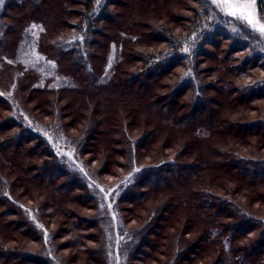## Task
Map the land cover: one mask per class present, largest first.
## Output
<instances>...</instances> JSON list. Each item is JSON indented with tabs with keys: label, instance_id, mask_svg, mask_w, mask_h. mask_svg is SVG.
<instances>
[{
	"label": "rangeland",
	"instance_id": "rangeland-1",
	"mask_svg": "<svg viewBox=\"0 0 264 264\" xmlns=\"http://www.w3.org/2000/svg\"><path fill=\"white\" fill-rule=\"evenodd\" d=\"M60 1L44 0L42 10L56 17L60 8ZM186 1L115 0L112 8L116 14V19L111 24L105 25L107 29L110 28L112 31L118 21L129 26L136 19H139V24L136 25L135 30L142 34H146L150 29H153L152 27L161 26L164 23L172 27V15L179 12ZM209 1L212 2V0ZM4 2L5 0H0V39L7 36V34L4 35L5 29H2V27L8 28L9 25L18 24L17 20L11 16L15 11H18L17 8L13 13L10 11L12 14L9 15V12L5 13ZM152 2L155 5H151ZM256 7L259 14L258 0ZM4 13L7 16L8 23H5L1 17ZM39 17L43 19V17ZM33 25L36 27H33ZM28 26L24 28V38L17 50L15 59H8L9 63L14 65L12 66L14 67L11 73L12 79L7 86L0 82V94L10 101L12 114L15 118L24 120L32 129L45 136L53 149L59 154L60 159L68 162L76 172L87 180L98 204L100 222L104 230L103 240L108 264H127V251L136 242L137 236L132 232L134 230H130L125 226L122 215H124L127 225L136 227L145 221L149 209L163 204L165 207L161 211L159 220L149 231L151 233L149 239L153 248H144L147 255L140 258L141 264H157V258L165 261L166 258L161 256V251L171 253L179 235L183 241H191L200 237L196 245L203 246L205 251L202 252L201 257L195 258L193 264H207L217 257L221 243L219 241L215 243L204 241L209 234V228L217 224L218 221L216 222V220L229 223L234 219H217L210 216L211 212L215 210L214 206L206 209L195 206L196 201L193 198L197 199L204 193L206 188L213 189L219 195L231 194L242 207L249 210V214L264 216V176L256 174L255 177H252L251 170L246 173H239L241 170L239 166L230 162L234 151L249 156L264 157V136L262 135L264 134V128L259 127L256 129L252 127L249 129L247 127L244 130L246 135L243 136L240 135L242 133H239L242 132L240 131L242 130L241 127H239L240 130H236L234 126L230 128L225 125V122L231 119L238 122L255 119L261 113L264 114L263 100L251 104L241 97L239 104L233 103V99L237 94L220 90L221 85H218L216 88L219 90H207L205 92L206 97H211L206 105L207 109L211 110L215 122L218 124L224 123V126L217 129L213 128L209 133L206 132L204 136H199L196 131V124L198 122L199 124L204 123L205 119L200 121L199 115L196 113L194 114L196 118L193 123L178 127L167 120L168 111L164 108L170 101L165 92L170 87L173 75H149L147 79H142L140 83L133 82L129 88L115 87L114 85L118 84L117 80L108 84L113 66L116 65L118 58L114 53H111V50L108 52L107 41L103 35L109 32L105 31L99 36L105 47L95 46L97 51L103 55L102 61L94 59L89 62L86 53L83 52L85 53L83 54L85 73L94 75L103 87L88 92L91 94L89 100L84 97L83 93L85 94V91L82 87L76 91H61L57 96L59 105L62 107L61 116H59L56 111L51 112L55 110L56 106L53 93H36L30 95V98L27 99L25 91L19 92V86L22 82V76L27 74L31 77L36 75L40 77L39 85L42 87L57 90L60 85L62 86L61 69L64 72L72 71L60 66L55 60L41 53L39 45L44 33V35L46 34L43 36V38L46 37L43 39L45 40V47L46 42L49 44L58 43L62 48L71 47L73 43L69 39L74 37L75 32L71 29L69 32L72 33L68 34V39H60L55 38L58 35L55 34L58 31L60 32L61 29L56 31L53 26H49V30L46 31L43 25L39 23L30 24V22ZM110 34L113 35L112 32ZM255 34L259 37V40L254 41L256 43L260 42L257 49L264 52V36L259 33ZM8 36L11 35L8 34ZM134 47L140 51L152 50V47L146 45L144 39ZM130 51L131 46L127 45L125 55H128ZM217 51V49L213 50L214 55L211 54L207 59L201 58V60L206 61L208 68L211 67V71L204 70L202 72L205 80L211 79L214 75H220L219 68L214 64ZM137 64L135 62L130 63L128 58H124L118 69L119 77H127ZM97 72H100V74H97ZM2 77L5 78V76L0 75V81L3 79ZM237 78L232 73H226L223 76V79L231 81H235ZM242 81H245L242 77L237 79L239 83ZM186 99L187 97L180 96L175 100V103L178 106L181 105V109L185 111L189 106L185 102ZM65 103L66 106H63ZM89 103L96 104V110L93 112L92 118L97 124L91 130L86 127V130H88V132L86 131L88 136L87 149L81 153L80 146L84 139L82 131L87 124ZM47 111L50 113L46 114ZM0 113L5 114V111L0 110ZM208 114L210 113L207 112L206 115ZM73 117L76 121L70 126L69 121ZM124 126L132 139H139L141 136L148 135L145 142L142 141L139 143L138 148L134 147L131 151L129 170L121 169L115 165L118 161L117 157L120 155L117 139L122 135L126 141L123 132ZM7 133L8 131L5 134ZM240 136H243V138H240ZM90 145H93V152H89L91 151ZM183 145L184 147L181 148ZM179 150L181 154H178ZM4 154H0V177L6 179L7 176L13 181L15 197L21 202L19 205L26 217L40 231L44 239L46 254L52 259V263L65 264L64 258L58 255L60 253L67 259L69 264H95L89 260V255L85 252V249L77 248L74 244L63 243L71 233V227H65L64 225L79 221L80 217L93 213L88 202V204L81 203V201L71 197V195L73 196L81 191H78L77 188L72 189L70 193L64 191L59 199L51 202L48 198L53 192V187L64 181V178H58L53 187L46 186L39 189L36 184L42 172L35 165L37 157L28 155L26 146H7L4 148ZM175 155L181 167L176 168L173 173L165 174L168 177L167 182L152 180L148 185L149 188L142 193L141 197L133 195L129 202L128 200L121 201L119 205V195L133 183L137 175L147 168L146 165L159 163L162 159L172 158ZM7 157L13 158L17 166L10 165ZM102 162L109 164V170L112 173L102 171L98 173ZM27 163L30 164L29 167H26ZM187 166L198 169V175L193 176L190 167ZM119 168L122 172L120 174L115 173L114 171H119ZM227 171L234 176L236 174L237 178L232 180L227 176L225 177ZM14 176L16 177L15 180ZM134 191L135 194H138L143 190L138 188ZM188 197H190L188 203H183ZM131 202H134L132 204L134 216L128 211ZM45 204H48V208L52 209V213L48 216L45 214L47 212ZM14 218V215L10 214L3 206H0V246L5 243L16 251L20 249H37L40 244L24 235L19 225L14 224ZM251 219L255 221V218L251 217ZM256 223L245 225L243 232L241 230L235 234L232 243L234 249L239 248L240 253L249 252V258L253 256V259H257L259 255L264 254V220H257ZM157 225L162 226L163 229H157ZM87 227H81V235L87 236L89 232L95 231L85 230ZM54 241L59 244V251L55 252L52 248ZM254 242L255 245H253ZM91 244L93 245V242ZM249 245L251 246L249 247ZM93 246L98 247L97 243H94ZM255 254L257 257H254ZM1 262H8V258L0 256V264ZM218 263L216 262V264ZM12 264L33 263L19 259L13 261Z\"/></svg>",
	"mask_w": 264,
	"mask_h": 264
},
{
	"label": "trees",
	"instance_id": "trees-1",
	"mask_svg": "<svg viewBox=\"0 0 264 264\" xmlns=\"http://www.w3.org/2000/svg\"><path fill=\"white\" fill-rule=\"evenodd\" d=\"M43 1L5 0V13L9 12V15H11L17 8L18 11H15L11 16L17 20L18 24L9 25L8 28L2 27V29H5L4 35L7 34V36L0 39V75L5 76V78L2 77L3 79L0 82L7 86L12 79L11 73L14 65L9 63L8 59H15L17 50L20 48L21 41L24 38V28L29 27V22L30 24L39 23L43 25L46 31L49 30V26H53L56 31L61 29L60 32L58 31L55 34H58L55 38L60 39H68V34L72 33L69 31L71 29L74 30V37L69 39L73 43V46L70 45L71 47L62 48L58 43L49 44L47 42L45 47V40L43 39L46 37L43 38V36L46 34L44 35V33L39 45L41 53L55 60L60 66L72 71L64 72L61 69L62 86L60 85L57 90L55 88L42 87L39 85L40 77L37 75L31 77L28 74L22 76V82L19 86V92L25 91L27 99L30 98V95L36 93H53L56 106L55 110L51 111L52 113L56 111L61 116L62 107L59 105V98L57 97L61 91H76L82 87L85 91V94L83 93L84 97L89 100L91 94L88 92L103 87L101 83H98L94 75L85 73L83 54L86 53L89 62L94 59L102 61L103 55L97 51L95 46L105 47L99 38L105 31L109 32L103 35L107 41L108 52L111 50V53H114L118 58L116 65L113 66L108 84L117 80L118 84H115V87L123 86L129 88L133 82L140 83L142 79H147L149 75H173L170 87L165 92L170 101L164 108L168 111L167 120L178 127L193 123L196 118L194 114L196 113L199 115L200 121L205 119L204 123L199 124L198 122L199 125L196 124V131L199 136H204L206 132L209 133L213 128L217 129L224 126V123L218 124L215 122L211 110L207 109L206 105L207 101L211 100V97H206L205 92L207 90H219L216 88L218 85H221L220 90L237 94L233 99V103L239 104L241 97L248 100L251 104L256 103V101H264V52L257 49L260 42L256 43L254 41L259 40V37L249 28L244 27L243 24L226 17L220 12L217 5L209 0H187L183 3L182 9L172 15V27L164 23L161 26L152 27L153 29H150L146 34L135 30L136 25L139 24V19H136L129 26L118 21L112 31L110 28L107 29L105 24H111L116 19V14L112 8L115 0H61L56 17L42 10ZM151 5H155L154 2ZM258 7L260 16L264 17V0H258ZM5 13L1 17L6 23L7 16H5ZM39 16L43 17V19ZM111 32L114 36L110 34ZM8 34L11 36L9 37ZM142 39L145 40L147 46L152 47L151 51L136 50L134 46L140 43ZM127 45L131 46V51L128 55H125ZM215 49L218 51L215 54L216 61L214 64L219 68L220 75H214L211 79L205 80L202 72L204 70L211 71V67L208 68L206 61L201 60V58H209ZM124 58H128L130 63L135 62L138 64L134 66V69L127 77L121 78L119 77L118 69ZM226 73L235 74L238 77L237 79L242 77L245 81L239 83L237 79L235 81L223 79ZM97 74H100V72H97ZM180 96L187 97V101H185L189 104L187 111L181 109V105L178 106L175 103L176 98ZM184 104L186 105V103ZM63 106H66V103ZM95 107L96 104L92 105L89 103L87 124L82 131L84 139L80 146L81 153L87 149L88 136L86 131L88 132V130H86V127L91 130L97 124L92 118V114L96 110ZM0 110L5 111V114L0 113V154H4V148L7 146H26L28 155L37 157L35 165L42 172L36 184L39 189L46 186L53 187L58 178H64V181L53 187V192L48 198L51 202L59 199L64 191H69L70 193L75 188L81 191L78 194L71 195V197L81 201V203H89L93 213L80 217L79 221L66 223L64 226H70L71 233L65 238L63 243L74 244L77 248L85 249V252L89 255V260L95 264H108L99 208L95 200L96 197L90 190L87 180L76 172L68 162L60 159L59 154L53 149L45 136L32 129L24 120L15 118L12 114L10 101L1 94ZM207 112L210 114L206 115ZM45 113L49 114L50 112L48 113L47 111ZM74 121L76 120L73 117L69 121V125L72 126ZM225 125L230 128L234 126L236 130H240L239 127H241L242 130L240 131L242 132H238L242 133L240 135L245 136L244 130L247 127L249 129L252 127L256 129L259 127L264 128V114L261 113L255 119H246L238 122L231 119L225 122ZM7 131L8 133L5 134ZM123 132L126 141L122 135L117 139L120 155L117 157L118 161L115 165L121 169L129 170L131 151L134 147L138 148L139 143L142 141L145 142L148 135L141 136L139 139H132L127 133L125 126ZM262 135L264 136V134ZM243 136H240V138H243ZM92 146L90 145L91 151L89 152L94 151ZM183 147L184 145L181 148ZM180 150L178 154H181ZM176 155L172 158L162 159L159 163L146 165L147 168L137 175L133 183L119 195V205L121 201L128 200L129 202L133 195L141 197L142 193L149 188L148 185L152 180L167 182L168 177L165 174L173 173L176 168L181 167ZM7 161L13 167L17 166L13 158L7 157ZM230 162L239 166V169H241L239 173H246L251 170L252 177H255L256 174L264 176V157L249 156L234 151ZM29 165L27 163L26 167H29ZM100 165L98 173L101 171L112 173L107 162H102ZM187 167H190L189 169H191L193 176L198 175V169H193L191 166ZM120 168L119 171L114 172L120 174L122 172ZM258 171L260 173H256ZM226 176L232 180L237 178L236 174L234 176L229 171L225 173ZM13 178L14 180L16 179L15 176ZM13 187V181L9 177L6 176V179L0 177V206H3L10 214L14 215V224L19 225V228L23 230L22 233L31 238V240L37 241L40 246L34 250L20 249L16 251L4 243L0 246V256L7 257L8 262H1V264H12L13 261L19 259L33 264H53L52 259L46 254L44 239L40 231L24 214L19 205L21 202L15 197ZM138 188L143 191L135 194L134 190ZM189 198H186L183 203H188ZM193 200L196 201L195 206L202 209L214 206L215 210L210 215L212 217L234 219V221L229 223L216 220V222L218 221L217 224L210 226L209 234L204 241L209 243L219 241L221 248L218 250V256L207 264H216V262H219L218 264H264V254L257 257L256 253L254 257H257V259H253V256L249 258V252L240 253L239 248L234 249L232 244L235 234L241 230L243 232L245 225L255 224L257 220H264V216L249 214V210L242 207L231 194L219 195L210 188H206L203 194L197 199L194 197ZM132 204L134 202L130 203L128 211L134 216ZM38 205L42 208L40 204ZM48 207V204H45L47 212L44 213L47 216L52 213V209ZM164 207L165 205L163 204L149 209L145 221L136 227L127 225L126 219L122 215L125 226L130 230H134L132 232L137 236L136 242L127 251V264H141L140 258L143 255H147V251L144 248H153L149 239L151 234L149 231L159 220ZM251 217L255 218V221ZM82 226H88L85 230L95 231L89 232L87 234L88 237L83 236V234L81 235ZM156 228L163 229L159 225ZM180 237L179 235L176 238L171 253L164 250L161 251V256L165 257L166 260L163 261L161 258H157V264H193L196 257H201L202 252L205 251L204 247L196 245L200 237L191 241H183ZM91 242H93V245L97 243L98 247L93 246ZM255 244L254 242L253 245ZM52 248L55 252L59 251V244L54 241ZM58 255L64 258L65 264H69L62 254L59 253Z\"/></svg>",
	"mask_w": 264,
	"mask_h": 264
},
{
	"label": "snow or ice",
	"instance_id": "snow-or-ice-1",
	"mask_svg": "<svg viewBox=\"0 0 264 264\" xmlns=\"http://www.w3.org/2000/svg\"><path fill=\"white\" fill-rule=\"evenodd\" d=\"M212 3L216 4L225 16L239 21L244 27L264 36V17L257 12V0H212Z\"/></svg>",
	"mask_w": 264,
	"mask_h": 264
}]
</instances>
